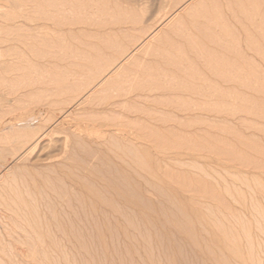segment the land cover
Listing matches in <instances>:
<instances>
[{"label":"rangeland","instance_id":"374dc122","mask_svg":"<svg viewBox=\"0 0 264 264\" xmlns=\"http://www.w3.org/2000/svg\"><path fill=\"white\" fill-rule=\"evenodd\" d=\"M1 2L0 264H264V0Z\"/></svg>","mask_w":264,"mask_h":264},{"label":"bare ground","instance_id":"6f19581e","mask_svg":"<svg viewBox=\"0 0 264 264\" xmlns=\"http://www.w3.org/2000/svg\"><path fill=\"white\" fill-rule=\"evenodd\" d=\"M2 0H0V17H3V19L5 18H7V15H6V13L4 12V14L2 13V9H4L5 10V7L2 5V2H1ZM4 1V3L5 2H7V0H3ZM210 1V0H209ZM249 1L250 0H248V6L250 5L249 4ZM71 2V1H70ZM219 2V1H218ZM225 2H226V0H225ZM229 2V1H228ZM238 2V1H237ZM252 2V1H251ZM236 3V2H235ZM234 3V4H235ZM10 4V3H9ZM227 4V3H226ZM252 4V3H251ZM6 6H7V3L5 4ZM63 5V4H62ZM119 5V4H118ZM218 5V4H217ZM255 5H257V4H255ZM246 6V5H245ZM253 6V5H252ZM215 8H216V6H214ZM227 7V6H226ZM247 7V6H246ZM7 8V7H6ZM228 8V7H227ZM260 8V7H259ZM221 9V8H220ZM250 9V8H249ZM252 10V9H251ZM216 11V10H215ZM223 11V10H222ZM255 11V10H254ZM236 12V11H235ZM252 14V13H251ZM125 17V16H124ZM153 17V16H152ZM117 19V18H116ZM122 19V18H121ZM219 19V18H218ZM214 20H215V18H214ZM123 21V20H122ZM128 21V20H127ZM147 22V21H146ZM214 22V21H213ZM217 22V21H216ZM187 24V23H186ZM219 24V23H218ZM212 25V24H211ZM211 25L210 24H207L206 26V28L204 29V28H202L201 29V31L200 30H198L199 32H201V36H202V38H201V40H202V42L204 43V44H207L209 41H211V40H214V36L212 35V28H211ZM63 26V25H62ZM2 27V26H1ZM197 27V26H196ZM197 29V28H196ZM220 29V28H219ZM2 30V29H1ZM227 30V29H226ZM1 32H3V31H1ZM261 32V31H260ZM183 33V32H182ZM2 34V33H1ZM221 36V35H220ZM194 37H196V36H194ZM232 38V37H231ZM157 39V38H156ZM183 39V38H182ZM200 39V38H199ZM225 39V38H224ZM250 40V39H249ZM248 40V41H249ZM257 41V40H256ZM4 42H6V45H7V43H8V39L6 40V39H3V38H0V52L2 51V50H5L6 49V46H5V43ZM175 42V41H174ZM160 43V42H159ZM213 43V42H212ZM218 43V42H217ZM177 44V43H176ZM225 44V43H224ZM202 45V43L200 44L199 42H197L196 40H194V38L191 36V35H189V34H187V41H186V44H185V46L183 47V48H181V49H177V48H173V49H171V50H173L174 51V53H163V52H161V53H146L145 54V56L143 57V59H144V61L145 60H148L147 58V56L149 55V56H152L153 57V60H156V62L158 61V65H152V66H150V65H147L146 67H142L141 68V71H137V74H140V72H142L143 73V78L144 77H148V76H150V74H153V73H159V72H161V70H165V65H164V63H166V64H175V65H178V64H180V62H182V61H187L188 60V57H189V55L191 54L190 52H200V51H202L203 50V47L201 46ZM204 46V45H203ZM218 46V45H217ZM221 47V46H220ZM257 50V49H256ZM227 51V50H226ZM204 52H205V50H204ZM220 53V52H219ZM229 53V52H228ZM261 53V52H260ZM3 54V53H2ZM1 54V55H2ZM0 55V56H1ZM7 55V54H6ZM200 56V55H199ZM217 56V55H216ZM2 57H4V56H2ZM2 57H0V58H2ZM95 57V56H94ZM192 57V56H191ZM212 57V56H211ZM240 57V56H239ZM5 58V57H4ZM4 58H2V60H0V67H4L6 64H8V61H7V59H4ZM96 58V57H95ZM90 59V58H89ZM9 60V59H8ZM97 60V59H96ZM93 61V60H92ZM218 61V60H217ZM149 62V61H148ZM222 62V61H221ZM152 63V62H151ZM194 63V62H193ZM223 63V62H222ZM94 64V63H93ZM96 64V63H95ZM137 64V63H136ZM141 64V63H140ZM139 64V66H141ZM148 64V63H147ZM219 64V63H218ZM182 65H183V62H182ZM251 65V64H250ZM6 67V66H5ZM134 67V66H133ZM138 67V66H137ZM181 67V66H180ZM192 67H194V66H192ZM216 67V66H215ZM224 68H220L219 70L217 69L216 71H213L215 74H214V76H213V78L216 80H219V82L220 81H233V80H238V79H240L241 80V82H243L244 83V87H245V84L247 85L248 83H249V77H248V72H247V68H248V66L246 65V64H243L242 63V65L240 66V65H238V64H236L235 62L233 63V62H231V63H225L224 64V66H223ZM98 68V67H97ZM174 68V67H173ZM216 68H218V67H216ZM89 69V68H88ZM145 69V70H144ZM144 70V71H143ZM208 70V69H207ZM106 71V70H105ZM171 71V70H170ZM131 72H133V71H131ZM188 72V71H187ZM196 72V71H195ZM166 73V72H165ZM181 73V72H180ZM198 73V72H197ZM134 74H135V72H134ZM136 74V75H137ZM184 75V74H183ZM151 76H153V75H151ZM163 76V75H162ZM169 76V75H168ZM175 76V75H174ZM190 76V75H189ZM9 77V76H8ZM128 77V76H127ZM244 77V78H243ZM188 78V77H187ZM198 78V77H197ZM5 79V78H4ZM88 79V78H87ZM130 79V78H129ZM150 81V80H149ZM155 83V82H154ZM135 85V84H134ZM182 85V84H181ZM196 85V84H195ZM133 86V85H132ZM202 86V85H201ZM204 86V85H203ZM192 87H194V86H192ZM213 87V86H212ZM219 87V86H218ZM147 89V88H146ZM182 89V88H181ZM185 89V88H184ZM208 89V88H207ZM213 89V91H214V93L216 94V95H220V96H226L227 94H224L223 92H220L216 87H213L212 88ZM228 89V88H227ZM71 90V89H70ZM136 90V89H135ZM143 90V89H142ZM77 91V90H76ZM126 91H129L128 89L126 90ZM138 91V90H137ZM141 91V90H140ZM144 91V90H143ZM204 91V90H203ZM142 92V91H141ZM210 92V91H209ZM207 93V92H206ZM189 94V93H188ZM193 94V93H192ZM202 95V94H201ZM200 95V96H201ZM197 98V97H196ZM230 99V98H229ZM212 100V99H211ZM189 103V102H188ZM227 104V103H226ZM96 106H97V104H96ZM217 106V105H216ZM214 107V106H213ZM218 108V107H217ZM1 110H2V108H1ZM7 112V111H6ZM9 112V111H8ZM197 112V111H196ZM6 114V113H5ZM10 114V113H9ZM84 115V114H83ZM9 116V115H8ZM165 117V116H164ZM89 118V117H88ZM118 118V117H117ZM35 120V119H34ZM6 121V120H5ZM22 121L24 122L25 120H23L22 119ZM23 122H22V124H23ZM34 122V121H33ZM27 123H29V125H30V123H32L31 121L30 122H28L27 121ZM25 124H26V122H25ZM36 124V123H35ZM92 124V123H91ZM28 125V124H27ZM12 127H15V124H12ZM32 130V129H31ZM92 130V129H91ZM96 130V129H95ZM19 132V131H18ZM117 132V131H116ZM26 133V132H25ZM120 133V132H119ZM30 134V133H29ZM134 134V133H133ZM28 135V134H27ZM17 138V137H16ZM30 138V137H29ZM40 138V137H39ZM28 139V138H27ZM163 139V138H162ZM37 140V139H36ZM40 140V139H39ZM57 140V139H56ZM36 143V142H35ZM65 143H68V142H65ZM181 143H183V142H181ZM56 144V143H55ZM159 145V144H158ZM35 146V145H34ZM155 146H157V145H155ZM37 147V146H36ZM164 147V146H163ZM168 148V147H167ZM59 153V152H58ZM43 158V157H42ZM45 158V157H44ZM43 160V159H42ZM145 165V164H144ZM150 168V167H149ZM150 170V169H149ZM155 171V170H154ZM132 177V176H131ZM22 183V182H21ZM17 192V191H16ZM216 215V214H215ZM214 215V216H215ZM213 222V221H212ZM221 225V224H220Z\"/></svg>","mask_w":264,"mask_h":264}]
</instances>
